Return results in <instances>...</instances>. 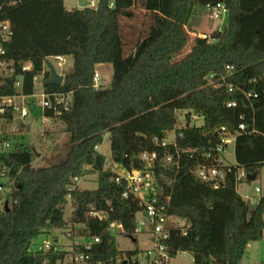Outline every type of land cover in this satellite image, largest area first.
Wrapping results in <instances>:
<instances>
[{
    "label": "trees",
    "instance_id": "obj_1",
    "mask_svg": "<svg viewBox=\"0 0 264 264\" xmlns=\"http://www.w3.org/2000/svg\"><path fill=\"white\" fill-rule=\"evenodd\" d=\"M43 2L65 25L56 35L46 23L38 27L46 45L29 35L19 40L13 15L22 0H0V21L10 22L12 33L0 31V98L32 96L39 78L40 89L66 99L67 107L56 105L43 115L70 136V147L58 164L40 169L33 166V148L21 145L0 155V186L6 188L1 181L7 179L12 189L9 209L0 205V264L63 263L95 238L100 242L88 252L89 264L138 263L139 252L119 250L116 235L136 242L144 207L123 198L124 184L115 182L98 151L106 136L111 164L127 171L143 170L142 155L157 154L151 174L159 197L168 195L170 215L189 225L187 236L172 233L170 259L189 253L194 264H240L248 245L264 237V196L252 208L236 189L239 171L259 176L264 166V0H99L96 8L71 11L64 0ZM219 3L230 13L226 27L192 39L196 8ZM137 8L146 13L145 29L126 40L122 21L134 18ZM59 56L72 58L73 66L62 86L48 85L45 63ZM23 63L32 71L23 72ZM105 64L113 68L111 84L97 89L96 69ZM232 102L236 107H228ZM193 115L202 124L191 123ZM20 125L24 134L28 125ZM222 128L236 136V166L222 165L227 175L216 187L202 181L197 169L221 164ZM173 132L182 138L163 146ZM57 136V129L47 131L39 144ZM87 176H97L96 190L72 189L74 179ZM69 200L72 216L66 221ZM114 223L123 229L112 230ZM66 228L72 240L82 241L69 253L55 246L31 252L39 236Z\"/></svg>",
    "mask_w": 264,
    "mask_h": 264
},
{
    "label": "rangeland",
    "instance_id": "obj_2",
    "mask_svg": "<svg viewBox=\"0 0 264 264\" xmlns=\"http://www.w3.org/2000/svg\"><path fill=\"white\" fill-rule=\"evenodd\" d=\"M23 6L18 7L13 15L15 24L17 25L19 32V40H23L24 35H29L33 39L42 44L44 43V35L38 31V27L46 23L50 32L57 34L61 32V29L65 27L64 21L59 20L55 13H53L50 8L44 4V0H22ZM81 0H64L65 7L71 11L69 8H78L80 6ZM88 5L92 8H96L99 5V0H85ZM134 18H125L122 21L123 36L125 39H129L133 34L139 36L144 29L146 23V13L140 9H136L134 12ZM230 18V13L227 11L223 15V20L218 23L214 20L207 12L206 8L198 7L195 11V16L190 22V29L192 32L191 38L196 37L203 38L204 36H212L215 32L222 31ZM67 26V25H66ZM54 67H56V72L63 75L71 69L73 66V60L70 57H65V67L60 70L58 64L54 59L49 60ZM108 67V71L97 70V74L100 76L101 87H107L111 84L113 76V68L109 64H105ZM105 74V76H104ZM107 74V75H106ZM27 104L32 106L30 117L25 120L28 126H30V133H27L28 126L24 134H20L16 139L15 143L26 146L28 148H37V153L40 155L37 157V161L33 164L35 169L50 167L58 164L62 159L67 156L70 147V136L67 133H60L62 130L60 125L55 128L46 121L42 109L38 105L39 98H28ZM183 124L185 120L181 119ZM202 124V121H199ZM58 131V136L55 141H47L42 147L39 144V136L47 131L52 130ZM173 136L171 137V140ZM99 153L103 155L108 164H111V144L108 137L104 138V143L98 148ZM223 165L227 167H235V144L231 142L227 151L222 154ZM261 173L255 181H244L237 185V192L239 195L251 204L254 208L257 203L255 201H260L264 196V166L260 170ZM242 171H239L241 174ZM6 185L5 192L2 195V202H6L11 194V187L7 186L8 180L3 179L1 181ZM78 187L81 190H96L98 188L97 176H87L79 180ZM256 189L262 190L261 194H258ZM2 202H0L2 204ZM0 204V205H1ZM72 216V202L68 201L65 207L64 217L68 221ZM140 218V215L138 216ZM264 218V217H263ZM70 229L54 231L51 236H39L33 241L31 245V252H38L45 249L47 244L57 247L60 251L69 253L74 242L80 239L72 240L69 237ZM116 240L119 250L122 252L138 251L139 255L134 259L139 264H154V259L157 256V244L153 239V235L149 232H143L135 237L136 242L125 236L116 235ZM59 264H72L70 260V255L68 254L63 263ZM168 264H194L193 258L189 253H179L176 257L170 259ZM240 264H264V237L260 242H254L248 245L246 253L243 256Z\"/></svg>",
    "mask_w": 264,
    "mask_h": 264
},
{
    "label": "built area",
    "instance_id": "obj_3",
    "mask_svg": "<svg viewBox=\"0 0 264 264\" xmlns=\"http://www.w3.org/2000/svg\"><path fill=\"white\" fill-rule=\"evenodd\" d=\"M110 7H114V3H110ZM206 10L208 14L218 23L223 20V15L227 12V8L223 3L217 5H207ZM0 31L6 35H11V24L10 22L0 21ZM203 38H206L204 36ZM0 55H5V51L0 47ZM58 68L62 70L65 67V57H54ZM50 60V59H49ZM48 60V61H49ZM0 66H3L0 64ZM23 72L32 71V65L30 63L21 64ZM45 66L49 71L46 63ZM56 69V67H55ZM229 69V68H228ZM95 88H101V81L99 74L94 77ZM20 88V84H17ZM34 94L32 96H15L10 98H0V155L13 151L17 146H21L15 143V139L22 134V127L20 123L30 117L32 106L27 104L28 98H39L38 105L42 109V112L46 110H56V105H63L67 107L66 99L63 95H49L42 89H40V79H34ZM233 91V88L230 89ZM247 97H250L248 95ZM54 99V101L52 100ZM228 107H236V103L232 102L228 104ZM10 114L12 119L9 120ZM48 123L53 124L51 119H46ZM191 123L199 122V118L193 115L190 118ZM29 127V126H28ZM239 129L244 131L246 127L240 125ZM24 131V130H23ZM220 144L217 147V152L221 154L219 156V162L221 163L218 167H199L197 169L198 177L207 183H212L214 186L219 187L225 180L227 175V169L223 165V156L231 142L236 141V136L229 134L225 128L220 130ZM173 139L171 140V137ZM177 137L182 138V134L177 135L176 132L168 133L167 139L162 143L163 146L167 144H173ZM142 161L144 163L143 170L140 171H127L124 168L115 165L108 164L107 167L115 175V182L118 184H124L125 190L123 198H133L140 202L144 207V211L138 219V225L136 228V234L143 232H149L153 235V239L157 244V256L154 259V264H168L170 261L169 254L167 252V243L170 241L173 232L187 236L189 225L185 220L177 218L169 213V196L161 199L159 197L158 187L155 185V180L151 174L156 166L158 156L156 153L142 155ZM166 161L169 163L172 158H167ZM246 173L242 172L238 175L237 182L241 183L242 180H246ZM80 179H74L75 186L72 189L78 187ZM258 194L262 193V190L256 189ZM5 188L0 186V194H4ZM7 202V201H6ZM259 203L258 201H255ZM5 202H2L1 206L5 207ZM93 217H98L97 213L91 214ZM112 230H122V226L119 224H112ZM100 240L95 238L85 244V251L78 254L70 255L72 264H89L90 256L88 252L92 251L93 246L98 244ZM52 245L47 244L45 250L49 251Z\"/></svg>",
    "mask_w": 264,
    "mask_h": 264
},
{
    "label": "water",
    "instance_id": "obj_4",
    "mask_svg": "<svg viewBox=\"0 0 264 264\" xmlns=\"http://www.w3.org/2000/svg\"><path fill=\"white\" fill-rule=\"evenodd\" d=\"M89 5L88 3L83 0L82 3H81V8L84 9V8H87ZM48 69H49V72H50V78L49 80L47 81V84L48 85H56V86H62L63 85V82H64V76L63 75H60L56 72V69L55 67L52 65V63L50 61H47L46 63ZM27 133H30V126L28 127V130H27ZM33 151L36 152V149L33 148ZM40 155H38L39 157ZM258 177V173L256 174H247L246 175V180L247 181H255ZM248 205H250V203H248ZM5 209L8 210L9 209V205L8 203L5 204ZM126 264V263H124ZM138 264V263H136Z\"/></svg>",
    "mask_w": 264,
    "mask_h": 264
},
{
    "label": "crops",
    "instance_id": "obj_5",
    "mask_svg": "<svg viewBox=\"0 0 264 264\" xmlns=\"http://www.w3.org/2000/svg\"><path fill=\"white\" fill-rule=\"evenodd\" d=\"M82 1L83 0H81L80 1V6L78 7V8H73V7H71V8H69L70 10H72V9H82L81 8V3H82ZM106 65H99V66H97V69H96V74H97V70L99 71V70H105V71H108L109 69H108V67H105ZM107 75V74H106ZM104 76H105V74H104ZM99 151V150H98ZM82 241L81 240H79V241H77V242H75V243H77V244H80Z\"/></svg>",
    "mask_w": 264,
    "mask_h": 264
}]
</instances>
